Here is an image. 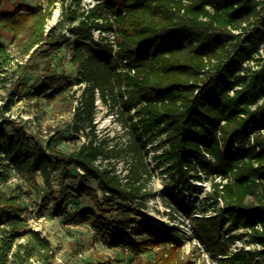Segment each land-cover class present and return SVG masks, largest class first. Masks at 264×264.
I'll return each instance as SVG.
<instances>
[{
  "label": "trees",
  "instance_id": "obj_1",
  "mask_svg": "<svg viewBox=\"0 0 264 264\" xmlns=\"http://www.w3.org/2000/svg\"><path fill=\"white\" fill-rule=\"evenodd\" d=\"M95 1L99 3L84 11L76 25L71 18L69 31L76 40L66 46L78 82L84 84L75 114L79 125L72 130L79 134L89 128L92 137L79 149L64 152L24 126L7 131L16 122L5 119L0 123V158L15 162L26 183L40 176L50 185L59 172L68 180L80 171L81 179L96 182L97 189L81 185L71 192L77 200L88 196L93 206L76 215L78 223L88 224L104 241L116 240L134 257L158 248L153 264H184L178 228L149 229L148 237L136 241L130 232L136 219L107 217L116 202L133 204L143 197L140 181L150 174L145 160L159 149L151 158L178 186L165 193L170 206L187 216L217 264H264V0ZM57 2L49 0L45 11L8 13L0 24L19 35L34 22L27 53L41 44L56 49L68 42L56 27L46 31ZM63 10L67 14L64 4ZM113 27L119 46L115 56L92 35V30ZM121 61L135 72L119 71ZM57 83L48 71L38 90L51 93ZM98 94L105 104L120 106L121 116L129 115L125 122L136 138L129 149L139 164L125 180L100 163L105 151L96 142L93 125ZM9 110L0 107L1 117ZM206 179L213 182V191L202 207L214 214L194 217L201 206L190 208L188 194L194 181ZM58 208L63 209L61 204ZM24 212L16 198L0 189V226L15 233ZM224 226L242 232L221 237ZM2 232L0 264H7L13 240L7 229ZM245 236L255 248L233 251L236 240ZM34 242L25 255L13 253L11 264H30L35 258L38 264H54L49 241L36 237Z\"/></svg>",
  "mask_w": 264,
  "mask_h": 264
},
{
  "label": "rangeland",
  "instance_id": "obj_2",
  "mask_svg": "<svg viewBox=\"0 0 264 264\" xmlns=\"http://www.w3.org/2000/svg\"><path fill=\"white\" fill-rule=\"evenodd\" d=\"M48 4L49 0H0V20L4 15L18 10L26 13L28 8H40L45 11ZM63 4L68 8L67 14H64ZM57 8L60 11V18L57 25L50 29L56 27L57 33L63 32L68 42H62L56 49L41 44L27 53L28 45L34 39L31 30L34 22L19 35L5 30L0 24V46L4 47L0 49V107H10L4 117L0 114V123L5 119L9 121L8 123L15 121L17 124L6 126L7 131L21 125L38 140L50 143L64 152H72L92 137V134L88 135L89 128L79 134L72 130L79 125L75 114L80 105L84 84L78 82V70L70 63L69 50L66 47L76 40L69 31L72 25L71 18L75 17L74 25L82 19L85 3L82 4V0L80 3L77 0H58L53 13ZM48 71L56 76L58 83L54 86L52 94L50 92L43 94L38 89ZM118 109H121L120 106L114 108L113 101H109L108 104L102 102L98 94L93 125L97 136L96 142L105 151L100 163L108 166L125 180L131 169L139 163L129 149L136 142L125 122L129 115L121 116ZM158 151L151 152L145 160L149 165L150 174L144 175L140 181L143 197L133 204L116 202L107 217L116 220L127 217L136 219V224L130 230L136 241L148 237L149 229L155 228L166 232L167 228H178L183 235L180 243L181 259L184 264H217L207 246L195 234L187 216L177 213L170 206L171 201L165 193L174 191L178 186L168 174L162 172V168L155 165L151 156ZM1 156L4 157V152ZM2 159L0 158V189L8 196L16 198V202L25 209L22 220L18 223L19 229L15 233L10 226H0V255L3 253L4 228L9 232V240H13L7 264L14 260L13 253L25 255L27 250L32 249L36 245L34 242L36 237L49 241L52 245L54 264H100L103 261H111L113 264L155 262L159 253L158 248L134 257L128 248L120 246L116 240L104 241L88 224L78 223L76 215L93 209V206L89 203L88 196L77 200L72 198L71 192L81 185L97 189L96 182L81 179L80 171H73V178L68 180L63 179L62 173L59 172L52 177L50 185L40 176H37L34 182L26 183L18 176L15 162ZM212 183L211 179L193 182L188 194L189 207L201 206L194 212V217L214 214L213 209L202 207L205 197L213 191ZM98 194L101 196L100 192ZM60 204L62 210L58 208ZM240 232L242 229L229 230L224 226L221 237H225L227 233L232 235ZM35 235L37 236L34 237ZM236 241L242 248H255L250 236ZM38 262L39 260L35 258L30 264Z\"/></svg>",
  "mask_w": 264,
  "mask_h": 264
},
{
  "label": "built area",
  "instance_id": "obj_3",
  "mask_svg": "<svg viewBox=\"0 0 264 264\" xmlns=\"http://www.w3.org/2000/svg\"><path fill=\"white\" fill-rule=\"evenodd\" d=\"M85 3V9L84 11H86V13H88V11L90 9H92L97 3V1L95 0H82V4ZM50 29V27H47L48 31ZM92 35H93V39L100 43V44H108L111 48H112V54L115 56L117 51L119 50V46H118V33L116 30V27H113V29L110 30H92ZM264 49H262V54H263ZM264 56V54H263ZM126 65V61H121L119 63L118 66V70L119 71H126L129 70V72L134 73L135 71L133 69H127L125 68ZM238 242L233 246V251H237L238 248H241L240 245H237ZM249 249V248H247Z\"/></svg>",
  "mask_w": 264,
  "mask_h": 264
},
{
  "label": "bare ground",
  "instance_id": "obj_4",
  "mask_svg": "<svg viewBox=\"0 0 264 264\" xmlns=\"http://www.w3.org/2000/svg\"><path fill=\"white\" fill-rule=\"evenodd\" d=\"M60 18V11L59 8H57L54 13L52 18L49 20L48 27L56 26Z\"/></svg>",
  "mask_w": 264,
  "mask_h": 264
}]
</instances>
